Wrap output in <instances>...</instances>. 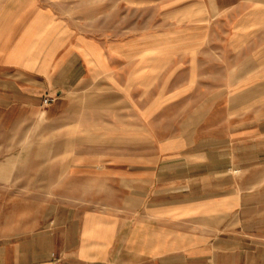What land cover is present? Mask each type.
<instances>
[{
    "label": "crops",
    "instance_id": "1",
    "mask_svg": "<svg viewBox=\"0 0 264 264\" xmlns=\"http://www.w3.org/2000/svg\"><path fill=\"white\" fill-rule=\"evenodd\" d=\"M0 264H264V0H0Z\"/></svg>",
    "mask_w": 264,
    "mask_h": 264
},
{
    "label": "rangeland",
    "instance_id": "2",
    "mask_svg": "<svg viewBox=\"0 0 264 264\" xmlns=\"http://www.w3.org/2000/svg\"><path fill=\"white\" fill-rule=\"evenodd\" d=\"M143 15H144V13L141 12V11H136L135 14H134V17L136 19L135 27H136L137 30H141L142 27L144 26L143 23H142V20L144 19ZM146 16H149L148 13H145V18H146ZM151 26H153V25H151ZM9 138H12V137H9Z\"/></svg>",
    "mask_w": 264,
    "mask_h": 264
},
{
    "label": "built area",
    "instance_id": "3",
    "mask_svg": "<svg viewBox=\"0 0 264 264\" xmlns=\"http://www.w3.org/2000/svg\"><path fill=\"white\" fill-rule=\"evenodd\" d=\"M52 101V99H48V98H46V99H44V104H48V103H50Z\"/></svg>",
    "mask_w": 264,
    "mask_h": 264
}]
</instances>
